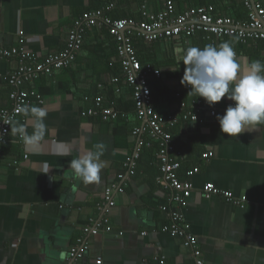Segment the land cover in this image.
Returning a JSON list of instances; mask_svg holds the SVG:
<instances>
[{"label": "crops", "instance_id": "0c3cea01", "mask_svg": "<svg viewBox=\"0 0 264 264\" xmlns=\"http://www.w3.org/2000/svg\"><path fill=\"white\" fill-rule=\"evenodd\" d=\"M109 1L0 0V48H24L38 61L58 54L74 21L84 12L103 10ZM241 1L173 3L177 15L189 8L212 7L213 16L233 20L244 10ZM142 4L154 13L161 10L158 0H126L116 3V12L139 21ZM261 5L264 8V0ZM225 41L234 48L242 69L253 60L264 63V40L243 44L235 38L196 34L161 40L144 49L143 57L150 58L162 74L149 82L152 106L159 116L174 111L180 101L200 99L205 111L217 112H225L233 103L223 98L209 107L203 98L189 93L190 86L181 84L182 59L188 47L218 46ZM17 64L16 59L0 60V111L11 108L7 75ZM114 78L117 83H112ZM22 89L30 96L29 106L47 112V131L40 145L29 148L10 128L7 143L1 148L0 264H194L183 240L162 231L170 218L160 208L174 209V205L170 204L171 192L156 181V147L150 145L141 151L134 176H128L124 167V160L135 148L131 132L144 127L135 117L131 89L123 80L115 43L106 27L86 31L70 67L27 81ZM173 93H179L181 99L171 97ZM99 97L105 103L114 102L127 120L83 118L82 110ZM206 114L201 115L203 124L180 122L172 128V141L180 152L178 177L193 185L190 198L180 208L181 226H187L188 236L197 240L205 264H264V125L226 137L217 119ZM16 122L24 124L29 133L33 131V121L23 113L11 127ZM97 144L103 145L100 159L105 167L98 183L84 185L74 178L68 163L97 150ZM207 150L213 157L204 162L201 156ZM194 168L199 172L188 177ZM119 175L123 180L117 179ZM205 184L230 192L235 199L244 198V208L222 197L205 199L201 193ZM112 186L115 208L107 212L102 195ZM118 186L121 193L116 192ZM101 216L108 217L109 231L89 237L85 254L70 260L69 251L82 236L83 227L90 218Z\"/></svg>", "mask_w": 264, "mask_h": 264}, {"label": "built area", "instance_id": "2783aa9c", "mask_svg": "<svg viewBox=\"0 0 264 264\" xmlns=\"http://www.w3.org/2000/svg\"><path fill=\"white\" fill-rule=\"evenodd\" d=\"M119 1L126 0H110L103 10L82 13L74 21L69 30L65 47L58 54L38 61L31 52L24 48H0V60L16 59L18 63L16 69L7 75V84L11 88L9 93L11 108L0 111V160L1 148L7 143L11 125L22 115L19 108L31 104L29 94L22 89L23 84L35 80L39 76L51 75L70 67L81 50L86 31L95 26H105L115 43L116 60L120 66L123 80L131 89L135 117L143 122L144 127L142 129L135 127L131 132L136 142L133 153L124 160L127 175H135L137 160L142 149L145 146H150L149 142L145 140L157 142L159 157L156 181L159 186L171 192L170 204L174 205V209L160 208L161 211H167L170 218L169 224L163 227L162 231L171 237L183 240V246L190 250L194 264H205L197 240L188 236L187 226H181L183 215L180 208H183L190 198L193 185L187 180H180L178 177L180 163L173 157L174 147L168 130L180 122L203 124L205 120L201 115L204 112L210 118H216L217 115H223L224 112H217L214 109L205 111L202 101L195 99L191 102L180 101L174 111L169 112L164 117L159 116L152 106L149 82L151 78H160L162 74L149 65L142 67L132 38L136 35L144 42L151 43L161 40H174L180 37L191 38L196 34H203L217 39L235 38L243 44L247 41H262L264 40V8L261 5V0H242L243 6L247 10L248 21L239 23L230 18L214 17L212 7L189 8L177 15L173 0H158L161 10L156 13L151 12L145 4L140 6L141 19L139 21L133 19L112 20L106 13L113 10ZM117 82V78L112 80V83ZM116 92L118 93L119 90L117 89ZM176 97L179 98L180 94L177 93ZM37 101L42 103L39 97H37ZM84 101L87 102L88 98H85ZM81 116L83 118L97 117L102 122L127 120L126 115L116 109L114 102L105 103L100 97L94 99L91 106L82 110ZM143 135H146V139L142 138ZM212 157L211 150H207L201 156L204 162H208ZM24 159H27V156H24ZM198 172L199 169L194 168L187 173V176L191 177ZM117 179L123 180V176L119 175ZM114 191L115 186H112L107 188L102 195L103 205L107 212L115 208ZM122 191L121 186H118L116 192L121 193ZM201 193L205 199L222 197L230 204L241 209L244 208V198L235 199L230 192L220 190L212 184H205ZM108 224L109 220L106 216L90 218L88 224L83 227L82 236L71 247L68 254L69 259L72 260L85 254L87 250L86 240L89 237L108 232Z\"/></svg>", "mask_w": 264, "mask_h": 264}, {"label": "clouds", "instance_id": "9594fccd", "mask_svg": "<svg viewBox=\"0 0 264 264\" xmlns=\"http://www.w3.org/2000/svg\"><path fill=\"white\" fill-rule=\"evenodd\" d=\"M185 66L181 84L190 86L189 93L201 97L212 107L227 98L230 103L223 115H217L220 132L226 137H237L258 125H264V63L253 60L246 68L237 59L232 45L207 44L203 48L188 47L183 55ZM188 93V94H189ZM19 111L33 121V131L16 122L11 131L16 133L25 147H36L44 140L47 112L39 106H22ZM89 150L68 163L75 179L84 185L98 183L105 162L103 145Z\"/></svg>", "mask_w": 264, "mask_h": 264}, {"label": "trees", "instance_id": "16d2710c", "mask_svg": "<svg viewBox=\"0 0 264 264\" xmlns=\"http://www.w3.org/2000/svg\"><path fill=\"white\" fill-rule=\"evenodd\" d=\"M241 5H242V8L244 9V10H242L241 11V17H239V18H235V19H233L234 21H238V22H240V23H246L247 21H248V17H247V12L245 13V11H246V8L243 6V3H242V1H241ZM117 9L118 8H114L107 16L108 17H110L112 20H117V19H131V18H129V17H123V16H119L118 14H117ZM214 17H219V16H214ZM141 18V16H140V13H139V19ZM138 19V20H139ZM137 21V20H136ZM109 35V34H108ZM111 38V37H110ZM157 42H160V41H157ZM157 42H151V43H146V42H144L142 39H138V37H133L132 38V43H133V46H134V48L137 50V57H138V59H139V61H140V63H141V65H142V67H144L145 65H151L152 66V63H151V59L150 58H147L146 56H144L143 57V54H142V52H144V49H147L149 46H151V45H153V44H155V43H157ZM153 67V66H152ZM154 68V67H153ZM65 69V68H64ZM118 72V71H117ZM122 73V72H121ZM151 85V84H150ZM149 85V86H150ZM151 87V86H150ZM151 89V88H150ZM171 97H173L174 99H177L176 98V93H173L172 94V96ZM181 98H179V100H180ZM177 101V100H176ZM172 128L171 129H169L168 130V132L171 134V137H172ZM146 142H149V144L151 145V146H153V147H156V150L158 151V157H159V146H158V144H157V142H154V141H150V140H145ZM172 144H173V147H174V142L172 141ZM148 146H145L144 148H147ZM143 148V149H144ZM142 149V150H143ZM157 151H156V153H157ZM157 155V154H156ZM173 157L176 159V160H178V158L180 157V152H176V150H175V147H174V153H173ZM182 163V162H181Z\"/></svg>", "mask_w": 264, "mask_h": 264}, {"label": "bare ground", "instance_id": "6f19581e", "mask_svg": "<svg viewBox=\"0 0 264 264\" xmlns=\"http://www.w3.org/2000/svg\"><path fill=\"white\" fill-rule=\"evenodd\" d=\"M134 37V36H133ZM135 37H137L136 35H135Z\"/></svg>", "mask_w": 264, "mask_h": 264}]
</instances>
